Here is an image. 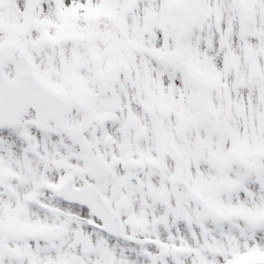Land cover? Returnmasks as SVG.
I'll return each mask as SVG.
<instances>
[{
    "label": "snow or ice",
    "instance_id": "6c2138e0",
    "mask_svg": "<svg viewBox=\"0 0 264 264\" xmlns=\"http://www.w3.org/2000/svg\"><path fill=\"white\" fill-rule=\"evenodd\" d=\"M0 264H264V0H0Z\"/></svg>",
    "mask_w": 264,
    "mask_h": 264
}]
</instances>
